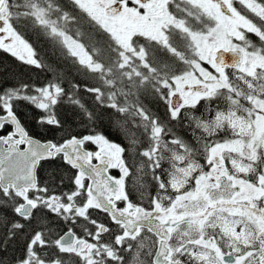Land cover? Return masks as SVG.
Instances as JSON below:
<instances>
[{"label": "snow or ice", "instance_id": "1", "mask_svg": "<svg viewBox=\"0 0 264 264\" xmlns=\"http://www.w3.org/2000/svg\"><path fill=\"white\" fill-rule=\"evenodd\" d=\"M148 2L116 0L110 10L139 5L143 12ZM212 3L219 5V17L190 41L193 55L181 57L186 68L154 90L163 114L141 106L130 122L127 109L103 105L124 116L109 123L127 146L103 130L100 111L66 89L0 15V51L53 73L43 83L0 78V264H47L41 250L52 242L35 224L50 220L64 227L56 245L71 238L86 246L75 253L80 264H145V249L151 264H231L232 257L235 264H264V227L245 233L243 219H228L238 206L264 219V64L253 65L260 99L245 95L251 102L243 109L235 99L241 91L219 83L222 77L250 79L249 65L264 61V0ZM221 98L224 103H217ZM21 106L58 137L34 136L18 113ZM181 126L191 140L176 132ZM182 223L188 225L182 237L193 231L197 237L173 247L170 233ZM147 237L156 240L154 249L144 243Z\"/></svg>", "mask_w": 264, "mask_h": 264}, {"label": "flooded vegetation", "instance_id": "2", "mask_svg": "<svg viewBox=\"0 0 264 264\" xmlns=\"http://www.w3.org/2000/svg\"><path fill=\"white\" fill-rule=\"evenodd\" d=\"M14 1L15 0H0V15L3 16L5 23L9 27L14 25L19 32L21 29H26L27 34H24V36H30L32 33L37 35L39 34L38 32H43L58 40L61 38L71 40L67 31L63 29V24L70 26L69 23L73 21L70 20L71 18L67 14L68 11L80 14L85 21H88L91 25L94 24L98 29L99 26L96 20H98V18H103L105 22H108L109 27L106 29V32L104 30H99L102 31L109 40H112L111 35L113 34L121 36L122 45L118 48L119 52L129 53L128 55H130L131 52L143 53L149 50L165 52L167 55L177 59L178 65L176 71L179 72L186 68V65L181 62V57L191 58L193 55V50L189 46L190 41L194 37L199 40L200 36L204 34L202 30L209 28L212 20L219 17V5H214L212 0H149L143 12H141L140 6L137 5L132 8H124L121 6L122 10L119 13H113L110 10L111 7L115 5L116 0H29L30 2L27 3L28 7H24L17 2L14 3ZM206 8L210 13H205ZM63 9H65V11H63ZM105 9L109 10L105 11ZM241 11H243V9H241ZM224 19H227V17ZM67 30H71L72 33H75L72 28H67ZM73 38L74 37H72V41H74ZM77 44L78 46L80 45L79 43ZM80 47L84 51L87 50L84 49L82 45H80ZM0 52L11 60L16 61L9 54L3 51ZM16 62L20 63L18 61ZM260 64H264V61L255 60L249 65L253 75L250 79H246L255 91V95L253 91H251L249 97L257 101L260 99V89L257 84L254 83V81L257 80L255 66H259ZM147 66L144 68L150 69ZM208 67L210 68V66ZM245 75H247V73H245ZM167 80L161 81V88L163 87V83ZM230 86V92L240 90V96L246 94L243 87L239 86L237 80L231 81ZM235 99L242 98L237 97ZM216 102L219 104L224 103L222 98ZM250 102L251 101L248 100V103ZM139 162L140 158L136 157V165H138ZM129 163L131 164L130 157ZM165 167H167V165H165ZM132 171L135 172L134 167ZM112 174L118 177L119 171L113 169ZM127 183L129 191L133 192V199H137L138 193L132 188L133 176L127 178ZM94 215L97 214L94 213ZM98 218L104 219V216L100 214ZM228 219H243L248 226L244 229L245 233L264 227V219L246 210L241 212L239 206L230 209ZM225 227L234 226L225 225ZM187 228L188 225L182 223L179 227H174L172 229L170 237L174 241L173 247L177 246L179 243H186L189 239H195L197 237L195 231L182 237L181 234L187 231ZM77 231L80 232L79 226H77ZM62 232L63 230L60 233ZM257 235H259L258 232ZM144 243H146L149 248L154 249L157 242L153 237H147ZM240 243H245L243 237ZM52 245L41 250L42 255L43 252L46 251L53 257L47 264H80V260L75 253L83 252L86 248L81 242L74 240L71 245L66 248L56 245L55 241ZM57 248H61L63 251L58 252ZM230 259L231 264H235V257ZM45 260L48 261L46 258ZM144 260L145 264H151V257L148 249H145Z\"/></svg>", "mask_w": 264, "mask_h": 264}, {"label": "trees", "instance_id": "3", "mask_svg": "<svg viewBox=\"0 0 264 264\" xmlns=\"http://www.w3.org/2000/svg\"><path fill=\"white\" fill-rule=\"evenodd\" d=\"M30 1L15 0L14 3L24 4ZM54 4L58 6L56 3ZM67 14L71 18L70 20L73 21L69 23L70 26L63 24V29L67 31L71 41L74 37L76 43L87 49L85 50L86 53L99 69L92 70L79 64L58 39L43 32H38L37 35L30 33V36H24V34H27L26 29H21L20 32L32 44L42 60L55 69V75L62 79L66 89L72 91L73 95L78 96L82 103L89 108L100 111L104 122L103 130L111 138L127 146L116 128L109 123V118L122 119L124 116L114 111L109 112L103 105L113 104L119 108L127 109V119L130 122L138 114L141 106L163 114L164 105L158 102L154 90L161 88V81L169 80L179 73V71H176L177 59L165 52L147 50L148 52H143L141 61L136 59L131 66H122L120 52L113 45L114 42L111 39L109 40L97 26L85 21L80 14L70 11ZM67 28H72L75 33L67 30ZM141 62L143 64H138ZM145 66L150 69H145ZM128 75H131V78ZM14 76L25 80L30 79L36 83H43L52 79L53 73L47 69L41 70L17 63L0 52V78L7 77V82L13 83ZM73 84L80 86L78 91L72 88ZM85 88L93 91H86ZM18 113L21 114L24 122L33 129V135L37 138L45 140L53 136L58 137L59 134L55 131H46L35 124L30 107L21 106ZM188 131L182 126L176 128L177 133L184 136L185 139L191 140V136L187 134ZM47 174V172L43 173L45 176ZM53 226L57 228V231L49 233L47 229ZM35 227L45 229L44 239L51 241L52 244L55 237L64 230L63 225L55 220H50L48 225L35 224ZM2 236L3 230L0 226V237ZM45 258L48 259L47 262H50L53 257L47 253Z\"/></svg>", "mask_w": 264, "mask_h": 264}, {"label": "rangeland", "instance_id": "4", "mask_svg": "<svg viewBox=\"0 0 264 264\" xmlns=\"http://www.w3.org/2000/svg\"><path fill=\"white\" fill-rule=\"evenodd\" d=\"M22 5L24 7H28L27 3L22 4ZM205 13L206 14L210 13L207 8L205 9ZM96 23L98 24L99 29L104 30L105 32H106V29L109 27L108 22H105V20L103 18H100V19L98 18V20H96ZM178 26H181V25H178ZM111 37H112V41L114 42L113 45L116 48H119V46L122 45L121 36L118 34H113V35H111ZM59 41L66 48L67 52H69L79 64L85 65L92 70L99 69V67L93 63L92 59L88 56V54L80 47V45L78 46V44L75 41H71L70 39H67V38H61ZM128 54H126V52H120V58H121L122 66L128 67V66H131L132 64H134V61H136V59H138L140 61L143 59V53L142 52H134V53L131 52L130 55H128ZM138 64H143V62L138 63ZM128 76H129V78H131V75H128ZM237 81L239 83V86L243 87L244 92H246L245 95L247 97H249L250 92H251V91H249V89L250 88L252 89L249 82H247L246 79L237 80ZM219 83L220 84H227L228 86H230V82L223 77L221 78ZM163 85H164V83H163ZM160 87H161V85H160ZM230 87H229V90H230ZM245 95L244 96L239 95L237 97H240L242 99H236L238 104L241 106L242 109H243V107H245L248 104V100L245 99ZM237 97H235V98H237ZM254 106H256V105L254 104ZM260 146L264 147V144H262ZM238 147H243V144L241 143V145H239ZM237 163H239V161H237Z\"/></svg>", "mask_w": 264, "mask_h": 264}, {"label": "water", "instance_id": "5", "mask_svg": "<svg viewBox=\"0 0 264 264\" xmlns=\"http://www.w3.org/2000/svg\"><path fill=\"white\" fill-rule=\"evenodd\" d=\"M72 242H73V239L71 238L65 239L61 244H58V246L66 248V247H69Z\"/></svg>", "mask_w": 264, "mask_h": 264}]
</instances>
